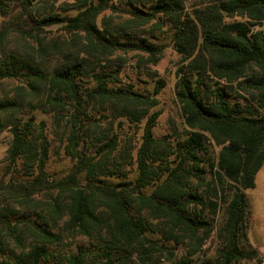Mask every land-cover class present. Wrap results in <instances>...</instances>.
Segmentation results:
<instances>
[{"label": "trees", "instance_id": "16d2710c", "mask_svg": "<svg viewBox=\"0 0 264 264\" xmlns=\"http://www.w3.org/2000/svg\"><path fill=\"white\" fill-rule=\"evenodd\" d=\"M7 1L0 80L24 85L0 98L9 168L18 170L0 193L1 264H195L209 241L215 254L201 264H264L249 239L247 193L264 165V0H74L63 12L75 14L21 0L12 15ZM59 23L62 35H40ZM11 35L32 37L35 52L5 46ZM162 35L182 57L175 96L184 130L157 137L165 81L153 94L121 84L110 56L135 51L156 64ZM36 110L63 130L73 165L61 178L47 170L51 142ZM122 117L144 122L140 138L114 130ZM11 201L32 210L22 216L30 238L10 218ZM3 230L16 248H6Z\"/></svg>", "mask_w": 264, "mask_h": 264}, {"label": "rangeland", "instance_id": "374dc122", "mask_svg": "<svg viewBox=\"0 0 264 264\" xmlns=\"http://www.w3.org/2000/svg\"><path fill=\"white\" fill-rule=\"evenodd\" d=\"M74 0H32L33 4L36 5V9L39 12H45L47 10H56L61 14H75V11L63 12V9L68 6L69 2ZM9 14H16L23 9L21 0H8ZM37 13V12H36ZM106 15H113L116 21L124 19L123 12L113 13L111 11L105 12ZM123 16V17H122ZM0 20H4L1 13L0 7ZM62 23L44 26L45 31H41L40 35L45 37L46 40H53L58 36L62 35ZM261 28L264 30V22ZM48 41V42H49ZM47 43L46 41H44ZM160 42L164 45L163 56L160 61L153 64L147 61V54L140 52H125L123 50L115 51L111 56L112 64L114 66L121 65V84H133L135 88L144 94H153L157 84V80L163 79L165 86L158 94L159 103L154 107L153 110H160L161 114L158 118V123L154 129L155 136L161 137L168 134L176 135V132H182L183 117L176 99V85L178 80V69L182 64L181 55L175 50L171 42L169 35H162ZM7 47L14 48L15 46L20 49L22 53L33 54L36 47L38 46L32 37L20 38L16 35H11L4 43ZM143 55L146 59H143ZM47 64L50 65L54 62L47 60ZM111 64V63H108ZM24 85V82L19 79H5L0 80V98L6 96H13L17 91L18 86ZM32 112H27V115L23 117L27 119ZM36 122L40 123L44 121L46 123L45 131L51 142L50 159L47 164V170L49 174L56 178H61L67 175L72 168V161L64 153V134L63 130L58 128L54 123L51 115L47 112L36 110ZM97 117H100L98 114ZM112 119V116H110ZM107 122V120H104ZM102 121L103 125L106 123ZM123 123H119V122ZM144 122L137 124L129 122L125 117L117 118L114 120V130L119 132L123 138L132 137V140L140 138L142 132V126ZM141 126V127H140ZM12 141V133L10 129L3 128L0 125V193L2 192V186L6 183L11 182L15 178V174L18 170L15 167L9 168V154L8 149ZM214 154H218L220 147L215 144L211 147ZM130 176L132 174H129ZM208 179H211V174L206 175ZM250 203V223H249V239L250 243L256 248L261 257L264 260V165L260 169L256 177V186L253 189L247 191ZM5 204V203H2ZM12 210L17 211L18 215L14 218L10 217L13 222H19L17 230L24 234L27 238L31 237V232L27 227V224L23 221L22 216L32 212L27 206L21 207L20 205L10 202ZM221 218V217H220ZM3 238L6 240V248H16L13 237L9 235V232L3 230ZM216 251V243L209 241L200 253L199 258L195 264H201L200 260H206L213 256ZM185 251L180 250L177 258H180ZM3 259V254L0 250V264ZM163 262L169 263V260L163 259ZM184 264V263H183ZM239 264H256L255 261H243Z\"/></svg>", "mask_w": 264, "mask_h": 264}]
</instances>
